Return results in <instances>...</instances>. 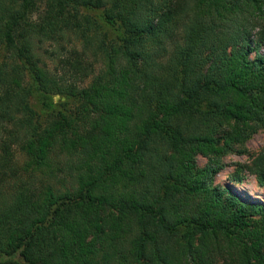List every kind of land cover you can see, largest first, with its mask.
Segmentation results:
<instances>
[{
    "label": "trees",
    "instance_id": "1",
    "mask_svg": "<svg viewBox=\"0 0 264 264\" xmlns=\"http://www.w3.org/2000/svg\"><path fill=\"white\" fill-rule=\"evenodd\" d=\"M261 45L264 0H0V264H264V204L216 180Z\"/></svg>",
    "mask_w": 264,
    "mask_h": 264
},
{
    "label": "rangeland",
    "instance_id": "2",
    "mask_svg": "<svg viewBox=\"0 0 264 264\" xmlns=\"http://www.w3.org/2000/svg\"><path fill=\"white\" fill-rule=\"evenodd\" d=\"M259 53L264 55V45L259 47ZM255 55L256 52L252 54V56ZM54 65V63H51V66ZM246 148L247 153H231L225 157L227 165L219 172L216 180L222 186L231 187V189L239 194L245 201L264 204V187L258 183L257 178L253 173L244 171L242 173V180L232 178V174L236 171L238 163L248 162L251 154H256L264 148V129H260L248 140ZM18 159L23 160V156L18 154ZM206 162V157L201 155L198 156L199 165L203 166Z\"/></svg>",
    "mask_w": 264,
    "mask_h": 264
}]
</instances>
